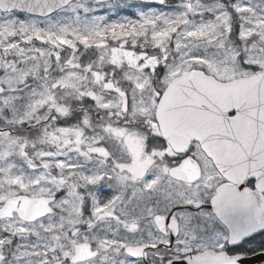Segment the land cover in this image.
<instances>
[{"label":"snow or ice","instance_id":"snow-or-ice-1","mask_svg":"<svg viewBox=\"0 0 264 264\" xmlns=\"http://www.w3.org/2000/svg\"><path fill=\"white\" fill-rule=\"evenodd\" d=\"M0 264H264V0H0Z\"/></svg>","mask_w":264,"mask_h":264}]
</instances>
